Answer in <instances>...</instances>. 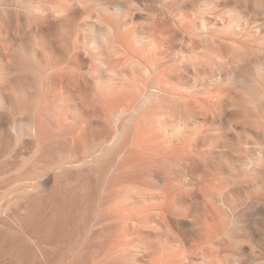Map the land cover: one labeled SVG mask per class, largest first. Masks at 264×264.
Segmentation results:
<instances>
[{"label":"bare ground","instance_id":"obj_1","mask_svg":"<svg viewBox=\"0 0 264 264\" xmlns=\"http://www.w3.org/2000/svg\"><path fill=\"white\" fill-rule=\"evenodd\" d=\"M0 264H264V0H0Z\"/></svg>","mask_w":264,"mask_h":264}]
</instances>
